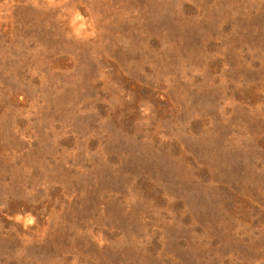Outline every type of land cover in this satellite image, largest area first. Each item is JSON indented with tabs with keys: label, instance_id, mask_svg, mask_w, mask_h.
<instances>
[{
	"label": "rangeland",
	"instance_id": "rangeland-1",
	"mask_svg": "<svg viewBox=\"0 0 264 264\" xmlns=\"http://www.w3.org/2000/svg\"><path fill=\"white\" fill-rule=\"evenodd\" d=\"M0 264H264V0H0Z\"/></svg>",
	"mask_w": 264,
	"mask_h": 264
}]
</instances>
